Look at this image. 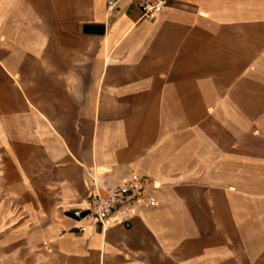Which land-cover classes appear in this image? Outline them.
I'll return each mask as SVG.
<instances>
[{"label":"crops","instance_id":"crops-1","mask_svg":"<svg viewBox=\"0 0 264 264\" xmlns=\"http://www.w3.org/2000/svg\"><path fill=\"white\" fill-rule=\"evenodd\" d=\"M167 2L148 21L130 0H0V247L264 264V0ZM131 171L150 204L129 226L87 216L89 175Z\"/></svg>","mask_w":264,"mask_h":264},{"label":"built area","instance_id":"built-area-1","mask_svg":"<svg viewBox=\"0 0 264 264\" xmlns=\"http://www.w3.org/2000/svg\"><path fill=\"white\" fill-rule=\"evenodd\" d=\"M123 0H106V11L111 13ZM140 12L143 20H152L160 7L167 6V0H130ZM91 201L87 216L102 224L110 222L113 225L129 226V221L137 212L150 204L149 187L146 178L136 172H129L118 184L102 189L96 180L90 176ZM75 217L81 216V211H74ZM83 231L84 228H77ZM63 230H58L60 236Z\"/></svg>","mask_w":264,"mask_h":264},{"label":"rangeland","instance_id":"rangeland-1","mask_svg":"<svg viewBox=\"0 0 264 264\" xmlns=\"http://www.w3.org/2000/svg\"><path fill=\"white\" fill-rule=\"evenodd\" d=\"M44 257L42 251L17 247L14 237H8L7 246L0 247V264H46Z\"/></svg>","mask_w":264,"mask_h":264}]
</instances>
